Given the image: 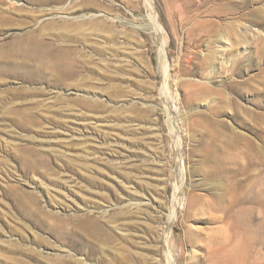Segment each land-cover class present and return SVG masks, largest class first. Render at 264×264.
<instances>
[{
  "label": "rangeland",
  "instance_id": "obj_1",
  "mask_svg": "<svg viewBox=\"0 0 264 264\" xmlns=\"http://www.w3.org/2000/svg\"><path fill=\"white\" fill-rule=\"evenodd\" d=\"M169 256L264 264V0H0V264Z\"/></svg>",
  "mask_w": 264,
  "mask_h": 264
},
{
  "label": "bare ground",
  "instance_id": "obj_2",
  "mask_svg": "<svg viewBox=\"0 0 264 264\" xmlns=\"http://www.w3.org/2000/svg\"><path fill=\"white\" fill-rule=\"evenodd\" d=\"M174 219H175V212L173 211L171 213L170 221L173 222ZM230 256L232 257V254ZM167 262H168V264H175L174 260L171 256L168 257Z\"/></svg>",
  "mask_w": 264,
  "mask_h": 264
}]
</instances>
